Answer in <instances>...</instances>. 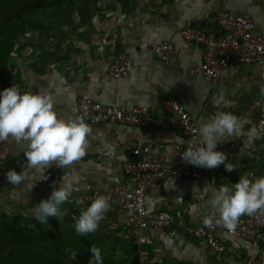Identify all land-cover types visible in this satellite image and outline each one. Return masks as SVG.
I'll return each mask as SVG.
<instances>
[{
	"label": "crops",
	"instance_id": "obj_1",
	"mask_svg": "<svg viewBox=\"0 0 264 264\" xmlns=\"http://www.w3.org/2000/svg\"><path fill=\"white\" fill-rule=\"evenodd\" d=\"M220 10L247 13L254 25L252 33L264 35V0H65L34 13L32 18L41 29L18 39L10 59L0 68V91L12 84L19 85L21 91L46 90L55 99L56 111L65 118L78 116L71 106L85 94L128 110L146 105L153 119L147 127L88 123L92 132L85 156L69 168L48 167L47 179L37 180L30 192L27 184L32 181L17 187L6 178L0 188V212L20 215L30 222L35 204L47 199L66 174L78 178V190L62 206L68 214L60 221L48 217V222L74 224L72 216L86 208L80 202L86 184L102 189L125 181L122 166L135 158V148L149 146L153 151L170 153L179 144L176 135L185 142L177 116L161 105L164 98L176 97L197 127L202 118L218 111L237 115L244 132L253 125L264 126V96L260 94L264 60L250 64L234 61L210 82L198 74H186L188 68L201 63L202 48L184 40L179 30L195 26L215 34V14ZM161 41L174 45L168 62L153 52ZM119 51L131 56L133 69L116 78L109 75L107 67ZM225 139L215 150L224 152L227 162L238 163L239 168L229 172L224 164L212 169L200 167L204 172L200 180H161L148 192L147 208L197 224L205 215L214 214L208 204L212 187L230 186L247 171L264 175V136L249 147H244L245 135ZM6 142L8 153L2 161L5 176L9 169L20 172L26 163L23 151L14 142ZM110 205L95 233L109 234L123 246H136L141 264L257 263L258 243L218 231L226 248L212 252L200 238L170 235L164 228L140 229L131 211H122L116 201Z\"/></svg>",
	"mask_w": 264,
	"mask_h": 264
},
{
	"label": "clouds",
	"instance_id": "obj_2",
	"mask_svg": "<svg viewBox=\"0 0 264 264\" xmlns=\"http://www.w3.org/2000/svg\"><path fill=\"white\" fill-rule=\"evenodd\" d=\"M260 94L264 96V85L260 87ZM91 132V126L82 117L61 116L56 111L53 95L46 90L21 91L19 85L12 84L0 91V142H14L26 157L20 172L13 169L6 172V178L13 186L32 181L27 184L30 192L37 180L47 179L45 170L48 167L56 165L65 169L80 161L86 154ZM198 134V142H186L187 147L180 153L182 160L208 169L224 164L225 169L231 172L240 165L228 163L226 154L215 150L217 144L227 137L245 135L247 139L244 147H249L264 136V126L258 128L253 125L244 132L237 115L218 111L200 120ZM176 142L185 144L178 135ZM77 184V177L63 174L59 186L53 187L50 196L41 199L33 207L32 216L35 220L40 224H48V217L62 220L68 214L62 206L78 190ZM205 190H208L207 185ZM208 204L214 214L205 215L203 223L206 226L223 225L233 230L242 215L264 212V175L254 176L253 172L247 171L240 174L238 181L230 186L221 184L218 188L212 187ZM110 207L107 196L93 197L78 216H72L77 234L95 233ZM65 251L70 259H76L75 250L66 248ZM90 252L89 264H103L101 250L97 246H91Z\"/></svg>",
	"mask_w": 264,
	"mask_h": 264
},
{
	"label": "built area",
	"instance_id": "obj_3",
	"mask_svg": "<svg viewBox=\"0 0 264 264\" xmlns=\"http://www.w3.org/2000/svg\"><path fill=\"white\" fill-rule=\"evenodd\" d=\"M248 1L254 3L256 0ZM215 21L218 27L215 34L195 26H184L179 30V35L184 40L202 48L201 63L188 68L187 75L198 74L205 82H210L220 76L234 61L250 64L260 59L264 60V35L252 33L254 25L247 13L220 10L215 14ZM153 52L159 60L168 62L174 53V45L170 41H161L155 44ZM132 69L131 56L125 51H119L109 63L107 72L110 76L119 78L128 75ZM161 105L166 112H172L177 116L185 144H175L170 153L153 151L149 146L135 148L132 151L135 158L126 160L122 166L126 180L102 189L86 184L80 196L82 206L87 207L96 195H105L110 202L116 201L122 211H131L140 229L164 228L170 235L182 234L190 238H200L212 252L225 250L226 246L217 236V232L226 231L246 241L258 243L256 264H264V212H257L251 216L242 215L235 228L229 230L223 225L206 226L203 221L193 225L186 224L181 216L174 217L147 208V194L159 181L200 180L204 177L200 167L184 162L180 154L187 147V141H199L195 121L176 97L164 98ZM71 109L89 124L115 123L147 127L151 125L153 119L152 112L146 105L128 110L92 100L85 94L77 98ZM7 153V142H0V188L6 179L2 161Z\"/></svg>",
	"mask_w": 264,
	"mask_h": 264
},
{
	"label": "trees",
	"instance_id": "obj_4",
	"mask_svg": "<svg viewBox=\"0 0 264 264\" xmlns=\"http://www.w3.org/2000/svg\"><path fill=\"white\" fill-rule=\"evenodd\" d=\"M64 1L0 0V68L20 37L41 29L32 15ZM93 245L101 250L103 264H141L136 246L120 245L109 234L80 235L74 224H40L0 212V264H89ZM66 248L75 250L76 259H70Z\"/></svg>",
	"mask_w": 264,
	"mask_h": 264
},
{
	"label": "rangeland",
	"instance_id": "obj_5",
	"mask_svg": "<svg viewBox=\"0 0 264 264\" xmlns=\"http://www.w3.org/2000/svg\"><path fill=\"white\" fill-rule=\"evenodd\" d=\"M45 0H34V2H37V3H40V2H44ZM34 15V14H33ZM32 15V16H33ZM56 229V228H55ZM58 229H61V228H58Z\"/></svg>",
	"mask_w": 264,
	"mask_h": 264
}]
</instances>
